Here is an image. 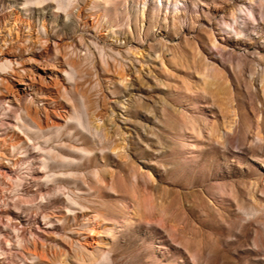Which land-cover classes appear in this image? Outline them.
<instances>
[{
    "label": "rangeland",
    "instance_id": "374dc122",
    "mask_svg": "<svg viewBox=\"0 0 264 264\" xmlns=\"http://www.w3.org/2000/svg\"><path fill=\"white\" fill-rule=\"evenodd\" d=\"M0 16L17 47L0 210L22 223L5 264H264V0H5Z\"/></svg>",
    "mask_w": 264,
    "mask_h": 264
},
{
    "label": "bare ground",
    "instance_id": "6f19581e",
    "mask_svg": "<svg viewBox=\"0 0 264 264\" xmlns=\"http://www.w3.org/2000/svg\"><path fill=\"white\" fill-rule=\"evenodd\" d=\"M5 6V0H0V7H4ZM10 14V13H9ZM16 17V16H15ZM5 16H0V26L4 20ZM6 19V18H5ZM7 20V19H6ZM17 20V19H16ZM30 20V19H29ZM44 20V19H43ZM42 20V21H43ZM20 21V20H19ZM18 21V22H19ZM5 23V22H4ZM42 23V22H41ZM14 24H15V21H14ZM13 26V25H12ZM34 26V25H33ZM45 26V25H44ZM3 27V26H2ZM17 27V26H16ZM29 29V28H28ZM4 30H5V27H4ZM3 30V31H4ZM4 33V32H3ZM25 33H23L22 29H21V26L20 27H17V33H16V40L15 42L17 43L18 41H20L21 39L23 40V38L25 37L24 36ZM29 35V34H28ZM4 34H1L0 36V69L1 70H5V67L6 68H9V69H12L14 66V62H12V57H13V54L11 53L12 51H14V45H12L13 42H11L8 47H7V42L5 44L4 42ZM25 39V38H24ZM14 41V40H13ZM15 44V43H13ZM16 45V44H15ZM19 45V44H18ZM20 46V45H19ZM17 48V47H16ZM17 50V49H16ZM24 51V50H23ZM21 52V51H20ZM17 56V55H16ZM22 62V61H21ZM23 63V62H22ZM25 63V62H24ZM18 64V63H17ZM27 65V63H25ZM29 64V62H28ZM36 64V63H35ZM38 65V64H37ZM13 66V67H12ZM46 66V65H45ZM36 67V66H35ZM40 67V66H39ZM42 67V66H41ZM47 68V67H46ZM22 69V68H21ZM20 70V69H19ZM24 70H26L24 68ZM28 70V69H27ZM14 71V70H13ZM15 74L17 76H19V78H21L20 74L17 73L16 71H14ZM31 73V74H30ZM30 75L27 76V77H30L31 79H35L36 77H38L39 79H41V82L44 83V81H46V79H50L51 80V83L52 85L56 86V87H59V86H62V82L61 81V78H59L57 75H52L51 73H44L43 75L39 73L38 69H34V68H31L30 69ZM2 76H5V72H1L0 71V81L3 82L4 86H5V78H2ZM68 76V75H67ZM26 79H29V78H26ZM21 82L20 85L23 84V86L25 85V81L23 79H20L19 80ZM27 81V80H26ZM49 81V80H48ZM8 83V82H7ZM28 83V82H27ZM47 83V82H46ZM31 84V83H29ZM33 84V83H32ZM16 85V84H15ZM47 85V84H46ZM13 86V85H12ZM41 86V85H40ZM48 86V85H47ZM7 87V88H6ZM5 88L8 89L9 91H11V94L12 96L14 97V99L18 100L19 99V95L21 94V92H23L24 90L22 89H19V88H16V89H12V88H9V84L8 86H6ZM15 87V86H14ZM27 88V86H26ZM34 89V88H33ZM30 90V88H29ZM38 91V90H37ZM26 92V91H25ZM10 93V92H9ZM36 93V92H35ZM40 93V92H39ZM38 93V94H39ZM9 95V94H8ZM37 96V94H35ZM50 96V95H49ZM51 98V97H50ZM8 99V98H7ZM14 102V101H13ZM20 102V101H19ZM17 104V103H16ZM38 111V109H37ZM28 114H30L28 112ZM37 116V114H35ZM31 117V116H30ZM48 117V116H46ZM40 119V118H39ZM34 120V119H33ZM41 120V119H40ZM51 120V119H50ZM48 120V121H50ZM37 121V120H36ZM35 121V122H36ZM45 122V121H44ZM47 123V122H46ZM45 125V124H44ZM51 125V124H49ZM57 126H58V123H57ZM49 127V126H48ZM53 127V126H52ZM44 129L45 127H43L39 122L36 124V127H35V132L38 133V134H42L44 132ZM31 132H33V130H31ZM49 135V134H47ZM14 136V135H13ZM20 139V138H19ZM12 140V139H11ZM20 141V140H19ZM16 142V141H15ZM14 142V143H15ZM13 143V142H12ZM20 143V142H19ZM16 144H18L16 142ZM14 144V145H16ZM17 163V162H16ZM3 168L5 169V167H3L1 164H0V177H4L5 176V171L3 170ZM12 172V171H11ZM11 174V173H10ZM8 175V174H6ZM10 177V176H9ZM11 178V177H10ZM15 178V177H14ZM10 186V185H9ZM7 189V188H6ZM19 209L17 207H15V210H12L10 211V213L6 214V216L3 214V212L0 210V264H5V249L3 248L2 245H5L6 243H8V240L5 238V226L10 230H19L20 226H21V222H20V218L19 216L17 215ZM29 232L31 234H33V231L34 230H37L39 229V226L37 225V223H34L33 225H30L29 227H27ZM42 230V229H41ZM39 234V233H38ZM34 237V236H33ZM38 238V237H37ZM34 239H36L34 237ZM43 243L41 242V245ZM35 249V248H34ZM36 252V250H35ZM40 252V251H39ZM34 253V252H33ZM37 253V252H36ZM34 254L35 256H38V254ZM41 258V256H40Z\"/></svg>",
    "mask_w": 264,
    "mask_h": 264
}]
</instances>
